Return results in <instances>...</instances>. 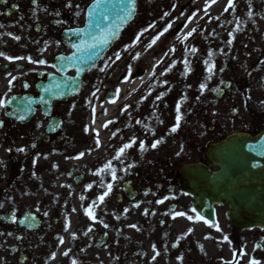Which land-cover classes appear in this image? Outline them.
<instances>
[{"label":"flooded vegetation","instance_id":"af4514ba","mask_svg":"<svg viewBox=\"0 0 264 264\" xmlns=\"http://www.w3.org/2000/svg\"><path fill=\"white\" fill-rule=\"evenodd\" d=\"M92 1L0 0V101L5 104L0 108V264H225L223 254L228 250L236 263L242 256L247 264L261 239L259 232H237L229 225L217 230V217L215 223H205L183 192L185 183L178 172L183 165L203 162L210 143L232 132L253 135L264 126V88L246 82L255 65L246 79L236 81L242 103H237L236 92L230 98L224 92V102L205 104L196 96L190 109L189 80L175 92L156 78L143 95L134 93L133 108L112 112L133 139L110 136L113 123L108 119L102 149L87 146L73 118L79 106L85 107L95 96L106 98L125 81V71L112 70V50L84 76L79 96L54 104L51 117L61 123L55 134H45L49 118L39 107L23 124L5 118L10 98L36 96V86L54 73L55 58L66 53L62 33L83 26ZM140 11L139 2L133 22L113 47L124 42L125 32L135 29ZM255 17L250 20L264 25L262 11ZM227 74L235 78L237 70ZM178 105L182 120L172 132ZM235 106V117L228 118L227 108ZM133 141L117 159L119 150ZM156 141L160 143L153 148ZM98 153L107 158L101 178L96 176V163L85 161ZM86 173L95 178L92 183L85 184ZM89 209L93 218L86 214Z\"/></svg>","mask_w":264,"mask_h":264},{"label":"water","instance_id":"95a60500","mask_svg":"<svg viewBox=\"0 0 264 264\" xmlns=\"http://www.w3.org/2000/svg\"><path fill=\"white\" fill-rule=\"evenodd\" d=\"M104 1L97 0L89 9L88 24L95 23L93 19L97 18L98 28L88 26L75 37L73 35V48L86 58L80 56L81 60L76 62L66 59L62 62L65 69H59L60 72L78 66L88 68L103 51L100 44L111 42L118 35L121 25L126 22L120 21L124 13L112 6L104 7ZM110 1L113 4L122 0ZM111 26L116 29L110 30ZM95 40L100 44L93 43ZM58 93L66 95V91L52 90L46 98L61 97ZM205 160L206 166H189L182 171L187 191L195 198L197 212L211 217L214 206L225 205L227 218L236 229H264V131L254 138L227 137L210 146ZM215 166L219 171L211 172L209 168Z\"/></svg>","mask_w":264,"mask_h":264},{"label":"rangeland","instance_id":"374dc122","mask_svg":"<svg viewBox=\"0 0 264 264\" xmlns=\"http://www.w3.org/2000/svg\"><path fill=\"white\" fill-rule=\"evenodd\" d=\"M207 1L208 0H173L172 5L170 6V11H172L175 14V16H177L176 24L183 19L187 20V22L189 21V19L195 18V20H191L190 22H188L187 28L184 33H181L182 36L179 40L177 41L174 40L173 42L170 41L169 39L167 40L168 43L167 41L164 42V44L167 43L166 46L167 47L169 46L170 49L169 50L166 49L167 55H165L163 61L160 62L161 66H157L156 68H154L155 64H152L149 58L152 55L153 51L157 50V48L155 50H151L152 52H148L149 48L147 50H145L144 47L141 49L143 43L147 41L145 39H147L148 36L144 31H140L137 33V36L132 42L131 47L134 49L135 56H137V54L142 51V60L140 63V67L143 71L150 68L151 72H156V74L159 73L161 77L175 76L178 73H182L180 71L183 70V67L180 66V63L184 58H190V60L193 62V66L197 68V71L199 69H202L204 72H208L210 66L211 68H213V66H216L219 69H223L226 65L232 63L231 60H229V56L226 54L229 46V41L227 38H224V35H222L219 38V40L222 41V45H223L221 60H216L212 56H209L208 55L209 51L205 49L206 43L209 41L208 37L211 32L210 31L211 29L208 28V24L211 23L210 26L211 28L216 27V23L213 22L214 17H218L224 11V9H226V7L229 6V0H220L210 9H207V5H206ZM239 4H241V6H239L238 9L244 11L246 7L245 1L240 0ZM166 7L167 5L165 4L164 8ZM183 8L185 9L183 15L178 16L181 9ZM212 14H214V16L206 17ZM238 21L239 20H237V22ZM175 25L169 26L166 31L162 32L161 36L168 34L169 31L168 29ZM221 26H225V25H221ZM246 29L247 27L243 24L236 28L235 33L237 36H242L246 31ZM226 31H227L226 27L220 29V32L224 33ZM147 33L149 34V32ZM259 34H264V32H256L252 40H254V42L256 41V44H261V47L263 48L264 39L258 38ZM197 38H198V43L192 42L191 44H188L190 40ZM159 45H161V43H159ZM193 48L196 49L195 52L192 51ZM241 48L242 46H237L238 50H240ZM160 49H163V46L160 47L158 50ZM127 52H128V48L124 49L122 54H125ZM240 53L241 55L239 60L244 59V54H243L244 52H240ZM131 66L133 65L131 64ZM187 68L190 69V67ZM211 87H212V83H210V81H206V91H208ZM225 255L226 257H228L226 260L228 261L230 258L229 256L230 251H228L227 254ZM259 264H264V253L262 255V260Z\"/></svg>","mask_w":264,"mask_h":264},{"label":"snow or ice","instance_id":"6c2138e0","mask_svg":"<svg viewBox=\"0 0 264 264\" xmlns=\"http://www.w3.org/2000/svg\"><path fill=\"white\" fill-rule=\"evenodd\" d=\"M133 2H134V0H133ZM213 2H215V0H213ZM229 7H232V0H229ZM166 30H167V29H165V31H166ZM161 34H162V33H161ZM13 38H14V39H19V37H13ZM156 39H159V36H157ZM153 42H155V41H153ZM192 51L195 52L196 49L193 48ZM5 58H6V59H9V60L12 59V58H10V57H5ZM17 59H23V57H18ZM28 60H29L30 63L33 62V61L31 60L30 57L28 58ZM185 64H186V67H187V62H185ZM208 70H209V72L212 71L211 66L209 67ZM203 89H204V85H201V90L203 91ZM4 106H5L4 102H3V101H0V108H3ZM179 112H180V108H179V105H178V106H177L176 126H174V127L171 129L172 132L177 131V128L179 127V123H180V120H181V116H180ZM133 143H134V141L131 142V143L125 144V145L119 150V153H118V155H117V159H119L120 155H122V154L125 152L126 149L132 147V144H133ZM159 143H160V141H156V142L152 145V147L155 148ZM140 148H141V150H143V148H144L143 143H141ZM20 151H23V149H20ZM105 167H106V168H110V164H109V165H106ZM101 171H103V169H101ZM96 174L98 175L99 173H96ZM113 175H114V170H113ZM108 189H109V191L111 190V185H108ZM107 194H108V193L106 192L104 195H107ZM103 199H104V196H100V197H99V200H100V201H103ZM161 202H162V201H161ZM136 206L138 207L139 205H136ZM86 214H87L90 218H93V213H92V211H91L90 209H89V210H86ZM176 215H184V214H183V213H177ZM173 218H175V216H173ZM189 219H191V217H189ZM205 223H207V221H205ZM105 227H107V225H105ZM132 227H135V226L133 225ZM217 230H219V229H217ZM89 231H91V229H89ZM225 239H227V238H225ZM65 255H67V253H65ZM251 264H256V262H255V261H252Z\"/></svg>","mask_w":264,"mask_h":264},{"label":"bare ground","instance_id":"6f19581e","mask_svg":"<svg viewBox=\"0 0 264 264\" xmlns=\"http://www.w3.org/2000/svg\"><path fill=\"white\" fill-rule=\"evenodd\" d=\"M95 108L98 110V107H95ZM96 109H95L96 114H98L100 111H97ZM99 125H100V121H99V122H96V123L94 124L95 130H98V129H99Z\"/></svg>","mask_w":264,"mask_h":264}]
</instances>
